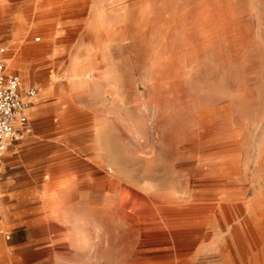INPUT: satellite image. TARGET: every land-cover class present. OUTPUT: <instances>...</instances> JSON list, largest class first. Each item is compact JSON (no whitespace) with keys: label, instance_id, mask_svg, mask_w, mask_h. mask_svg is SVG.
Segmentation results:
<instances>
[{"label":"rangeland","instance_id":"374dc122","mask_svg":"<svg viewBox=\"0 0 264 264\" xmlns=\"http://www.w3.org/2000/svg\"><path fill=\"white\" fill-rule=\"evenodd\" d=\"M1 47L107 164L77 240L1 231L0 264H264V0H0Z\"/></svg>","mask_w":264,"mask_h":264},{"label":"crops","instance_id":"0c3cea01","mask_svg":"<svg viewBox=\"0 0 264 264\" xmlns=\"http://www.w3.org/2000/svg\"><path fill=\"white\" fill-rule=\"evenodd\" d=\"M66 97L70 95H62L54 82L40 88L27 111L28 129L7 147V171L0 182L7 207L0 204V232H31L23 241L14 236V246L41 247L53 231L77 240L80 236L69 232L90 224L85 208L94 200L96 169L107 164V149L103 154L97 149L95 128L84 119L87 107L65 106ZM89 132L91 138L85 140ZM75 184L83 187L75 190Z\"/></svg>","mask_w":264,"mask_h":264},{"label":"built area","instance_id":"2783aa9c","mask_svg":"<svg viewBox=\"0 0 264 264\" xmlns=\"http://www.w3.org/2000/svg\"><path fill=\"white\" fill-rule=\"evenodd\" d=\"M6 50L0 48V53ZM17 74L9 72L6 59H0V179L3 174L7 147L28 129L29 106L38 98L37 85H29L22 92Z\"/></svg>","mask_w":264,"mask_h":264},{"label":"bare ground","instance_id":"6f19581e","mask_svg":"<svg viewBox=\"0 0 264 264\" xmlns=\"http://www.w3.org/2000/svg\"><path fill=\"white\" fill-rule=\"evenodd\" d=\"M56 1V0H55ZM92 29V28H91ZM35 41H39L40 40V37H35L34 38ZM34 43V42H33ZM31 46V44L27 45L26 47L23 48V50L29 48ZM18 62V61H17ZM46 80V79H45ZM47 82V81H46ZM52 87V86H51ZM264 217V216H263Z\"/></svg>","mask_w":264,"mask_h":264}]
</instances>
